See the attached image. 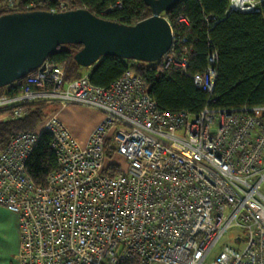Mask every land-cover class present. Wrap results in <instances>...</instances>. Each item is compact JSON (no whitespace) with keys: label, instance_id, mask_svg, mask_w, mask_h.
I'll return each mask as SVG.
<instances>
[{"label":"built area","instance_id":"2783aa9c","mask_svg":"<svg viewBox=\"0 0 264 264\" xmlns=\"http://www.w3.org/2000/svg\"><path fill=\"white\" fill-rule=\"evenodd\" d=\"M263 3L228 0L226 11L258 13ZM172 34V47L185 41ZM170 50L159 61L185 72L188 51L177 59ZM215 62L211 53L192 77L210 101ZM64 69L46 60L17 94L0 96V119L21 118L36 103L102 116L83 144L53 112L0 147V206L19 222L16 264H264V105L172 112L131 69L107 87L89 72L67 81ZM43 132L56 168L37 184L26 162ZM224 235L230 241L214 253Z\"/></svg>","mask_w":264,"mask_h":264},{"label":"trees","instance_id":"16d2710c","mask_svg":"<svg viewBox=\"0 0 264 264\" xmlns=\"http://www.w3.org/2000/svg\"><path fill=\"white\" fill-rule=\"evenodd\" d=\"M120 2L107 17L125 24H134L151 15L143 0H15L10 5L0 0V15L25 11L33 3V10H46L66 3L71 8L85 7L92 13L100 12ZM228 0H181L164 13L175 38L170 54L177 59L183 49L187 52V68L181 72L175 66L165 67L162 61L146 63L116 57H103L90 68L78 65L73 54L81 45L59 47L47 61L63 64L65 80L78 78L89 69V80L97 86H109L127 69L133 70L145 81L150 96L157 105L168 111L199 113L205 106L237 109L244 105H264V3L258 13L227 12ZM183 16L187 24L179 23ZM213 17L215 22H207ZM216 53V78L212 101L207 92L195 87L192 77L205 70L208 57ZM21 79L0 88L2 94L15 95L20 91ZM56 104L36 103L29 106L21 118L0 119V147H4L16 134L32 131L57 109ZM4 111L0 110V115ZM51 135L43 132L26 162L28 175L44 184L49 172L56 168V159L50 149ZM111 154L108 153V156Z\"/></svg>","mask_w":264,"mask_h":264},{"label":"water","instance_id":"95a60500","mask_svg":"<svg viewBox=\"0 0 264 264\" xmlns=\"http://www.w3.org/2000/svg\"><path fill=\"white\" fill-rule=\"evenodd\" d=\"M151 15L125 24L98 17L87 8L27 10L0 15V88L43 70L59 47L76 44L74 61L90 68L103 57L146 63L169 52L173 34L163 14L181 0H143Z\"/></svg>","mask_w":264,"mask_h":264},{"label":"crops","instance_id":"0c3cea01","mask_svg":"<svg viewBox=\"0 0 264 264\" xmlns=\"http://www.w3.org/2000/svg\"><path fill=\"white\" fill-rule=\"evenodd\" d=\"M89 72V69L86 70ZM75 106H58L54 111L57 117L63 122L65 126L72 132L75 138L80 143H85L92 129L101 120V113L92 109L87 108L86 114L92 118V122L86 129L85 133L76 135L73 127L70 125V116L75 112ZM82 110V109H81ZM75 114V113H74ZM3 242V244H1ZM19 245V222L18 217L8 211L6 208L0 206V264H16L14 256L18 252Z\"/></svg>","mask_w":264,"mask_h":264},{"label":"rangeland","instance_id":"374dc122","mask_svg":"<svg viewBox=\"0 0 264 264\" xmlns=\"http://www.w3.org/2000/svg\"><path fill=\"white\" fill-rule=\"evenodd\" d=\"M81 72L84 73V70H82ZM71 106H75L76 110L70 116V120H71L70 125L73 127V130L76 135L83 134L85 133L86 129L89 127V125L92 122V118L89 117L85 112V110L89 107L80 106V105H71ZM227 241L229 242L230 238L229 236L224 235L222 239L220 240L219 244L216 246L214 253H216L219 250V247L221 246L222 243L227 242ZM1 244H3V242H1Z\"/></svg>","mask_w":264,"mask_h":264}]
</instances>
